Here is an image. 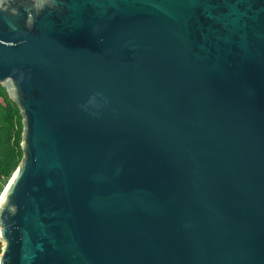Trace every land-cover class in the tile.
Instances as JSON below:
<instances>
[{"label":"water","instance_id":"obj_1","mask_svg":"<svg viewBox=\"0 0 264 264\" xmlns=\"http://www.w3.org/2000/svg\"><path fill=\"white\" fill-rule=\"evenodd\" d=\"M0 85V264H264V0H0Z\"/></svg>","mask_w":264,"mask_h":264},{"label":"trees","instance_id":"obj_2","mask_svg":"<svg viewBox=\"0 0 264 264\" xmlns=\"http://www.w3.org/2000/svg\"><path fill=\"white\" fill-rule=\"evenodd\" d=\"M22 129L20 111L0 85V193L22 160Z\"/></svg>","mask_w":264,"mask_h":264},{"label":"built area","instance_id":"obj_3","mask_svg":"<svg viewBox=\"0 0 264 264\" xmlns=\"http://www.w3.org/2000/svg\"><path fill=\"white\" fill-rule=\"evenodd\" d=\"M3 246H4V243H3L2 239L0 238V253H1Z\"/></svg>","mask_w":264,"mask_h":264},{"label":"bare ground","instance_id":"obj_4","mask_svg":"<svg viewBox=\"0 0 264 264\" xmlns=\"http://www.w3.org/2000/svg\"><path fill=\"white\" fill-rule=\"evenodd\" d=\"M3 241V240H2ZM3 243L5 244V242L3 241Z\"/></svg>","mask_w":264,"mask_h":264},{"label":"rangeland","instance_id":"obj_5","mask_svg":"<svg viewBox=\"0 0 264 264\" xmlns=\"http://www.w3.org/2000/svg\"><path fill=\"white\" fill-rule=\"evenodd\" d=\"M5 185V184H4ZM4 185H3V187H4Z\"/></svg>","mask_w":264,"mask_h":264}]
</instances>
